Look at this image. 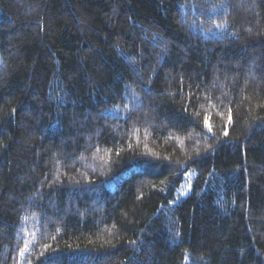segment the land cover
<instances>
[{
  "label": "trees",
  "instance_id": "1",
  "mask_svg": "<svg viewBox=\"0 0 264 264\" xmlns=\"http://www.w3.org/2000/svg\"><path fill=\"white\" fill-rule=\"evenodd\" d=\"M0 264H264V0H0Z\"/></svg>",
  "mask_w": 264,
  "mask_h": 264
}]
</instances>
